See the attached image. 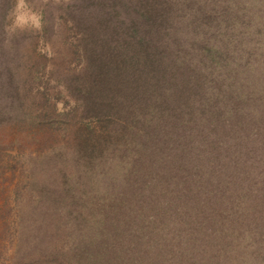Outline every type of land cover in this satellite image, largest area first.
<instances>
[{
    "label": "trees",
    "instance_id": "trees-1",
    "mask_svg": "<svg viewBox=\"0 0 264 264\" xmlns=\"http://www.w3.org/2000/svg\"><path fill=\"white\" fill-rule=\"evenodd\" d=\"M130 1L66 79L0 0V264H264V0Z\"/></svg>",
    "mask_w": 264,
    "mask_h": 264
},
{
    "label": "rangeland",
    "instance_id": "rangeland-1",
    "mask_svg": "<svg viewBox=\"0 0 264 264\" xmlns=\"http://www.w3.org/2000/svg\"><path fill=\"white\" fill-rule=\"evenodd\" d=\"M88 1L97 2L98 0ZM127 1L131 2L130 0ZM15 3L16 0H11L9 7L6 9V12L4 11L3 17L5 29L6 26L10 24V13L14 8ZM28 3L33 10L38 11L41 14L42 18L44 19L43 25L45 24V27L43 29L40 28L39 30L17 29L16 31L9 33H15L19 36L20 39H22L20 40L22 41V43H19L20 46H22V52L24 53L30 54L31 44L36 43L35 50L36 52H38L37 54H39L38 56H40V60L45 59L47 62V66L56 67V65H59V71L61 72L63 77L67 79L72 74V69L70 67L75 65L76 63L75 58H72L70 50L77 42L78 30L77 27H70L71 25L63 21L62 14L66 10V7H64V5H71L70 10H68V15H70L72 11L74 12V9L76 11L85 12L87 10L86 0H28ZM219 4L220 1L208 0L206 2V10L210 12V14H216L220 16L218 11L222 9L219 7ZM72 6L74 7V9L72 8ZM241 24L242 22L239 24V26ZM253 33L254 32H252L246 40L250 43L260 41L261 39L259 37L256 39V36L252 35ZM236 39L238 40V38ZM32 56H36V54L31 55V57ZM56 86H60V83L56 84ZM55 97L56 96H52L51 101H53L54 98V106L56 109L63 108V105L67 107L69 102L71 103L72 101L71 98H69L68 101L65 97ZM5 174H10L9 169H6Z\"/></svg>",
    "mask_w": 264,
    "mask_h": 264
},
{
    "label": "clouds",
    "instance_id": "clouds-1",
    "mask_svg": "<svg viewBox=\"0 0 264 264\" xmlns=\"http://www.w3.org/2000/svg\"><path fill=\"white\" fill-rule=\"evenodd\" d=\"M42 20L41 14L29 6L28 0H16L10 13V24L6 26V31L14 32L17 29L39 30L42 27Z\"/></svg>",
    "mask_w": 264,
    "mask_h": 264
}]
</instances>
